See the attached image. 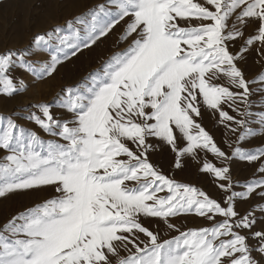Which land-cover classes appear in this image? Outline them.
I'll return each instance as SVG.
<instances>
[{
  "label": "snow or ice",
  "instance_id": "1",
  "mask_svg": "<svg viewBox=\"0 0 264 264\" xmlns=\"http://www.w3.org/2000/svg\"><path fill=\"white\" fill-rule=\"evenodd\" d=\"M107 3L115 12L100 4L67 21V35L60 34L61 26L36 35L34 43L50 53L48 61L26 60L29 53L24 50L0 53V94L11 96L26 87L23 80L19 86L13 82L9 75L13 65L37 80L44 79L125 17L131 20L121 40L136 34L132 43L109 57L101 69L64 90L58 106L71 114L70 119L54 118L48 104L32 105L40 115L32 112L25 119L58 140H43L10 116H0V149L8 153L0 158V197L44 186H54L58 194L0 228V264H111L109 255L118 256L120 247L128 255L119 257L117 264H261L264 230L251 232L257 218L251 211L238 213L235 201L253 193L264 199V162L258 168L260 178L237 185L245 189L240 192L233 190L229 167L203 164L202 171L221 181L218 187L226 194L222 206L205 192L177 183L157 170L148 158L156 146L148 139L155 137L170 145L177 155L176 167L181 155L194 156L197 149L211 151L223 161L239 158L253 163L264 158V147H237L229 157L196 122L202 101L219 112L221 123L231 121L242 129L237 144L264 134V111L250 110L254 105L264 107V97L249 99L253 93L264 92V72L246 80L238 67L248 46L257 41L264 44V0ZM177 18L188 21L189 26H179ZM191 19L199 23L192 26ZM248 19L258 23L257 34L232 53L228 44L243 36ZM221 78L228 86L214 82ZM254 83L262 86L250 88ZM221 104H228L241 119L222 110ZM237 104H243V110ZM253 116L257 119L252 120ZM251 123L259 129L250 128ZM178 139L186 141V146L178 148ZM165 188L167 194L158 195ZM260 211L264 212V206ZM187 213L213 223L162 242L158 233L142 223V218H160L169 229H175L169 218ZM216 216L222 219L215 221ZM237 229L249 230L257 245L250 247L249 237ZM138 233L147 241H140ZM253 252L259 253L260 260Z\"/></svg>",
  "mask_w": 264,
  "mask_h": 264
},
{
  "label": "rangeland",
  "instance_id": "2",
  "mask_svg": "<svg viewBox=\"0 0 264 264\" xmlns=\"http://www.w3.org/2000/svg\"><path fill=\"white\" fill-rule=\"evenodd\" d=\"M194 2L204 3V0H194ZM100 4H105L106 8L113 12L116 10L113 5L107 3V0H0V53L9 50L17 52L24 50L29 53L25 57L26 60L33 62L40 61L41 63L48 61L50 60V53L35 45L34 37L38 34H46L57 26H61L64 29L60 33L61 35H67V21L77 16H84L89 10L95 9ZM208 7L210 10H215L211 6ZM85 19L90 20L91 17L85 16ZM130 20V16L120 20L107 35L101 37L91 47L83 48L75 56H71L68 60L63 61L57 66L56 71L51 76L44 79L37 80L18 65H13L9 70V75L13 79V82L19 86V81L23 80L26 87L25 90L11 96L0 94V116H10L19 126L37 133L43 140H58V137L48 135L34 122L25 119L32 112L40 115L39 109L32 107V105L48 104L51 106L50 111L54 118L70 119L71 114L58 106L64 90L80 84L91 73L101 69L104 62L114 53L123 51L132 43L136 36L135 33L127 39L121 40V36ZM234 20L235 15L229 18V27ZM177 23L181 27L189 26L188 21L181 20L180 18H177ZM190 23L192 26H195L199 22L191 19ZM77 27L81 26L77 25ZM257 28L258 23L253 19H248L247 25L242 29L243 36L229 42V51L232 53L238 52L250 35L257 34L255 31ZM52 43L56 44L57 41H52ZM244 57L242 61L238 62V67L243 71L246 80H252L258 74L264 72V44L258 41L254 42L251 46H248ZM36 66L39 67V64ZM214 82L228 86L227 81L223 78ZM261 86L260 83L249 85L252 89ZM231 90L242 91L237 89ZM261 97H264V92L253 93L249 99L251 101H260ZM236 107L243 110V104H237ZM221 108L236 119H241L237 112H234L228 104H221ZM250 110L252 112H260L264 111V107L258 108L254 105ZM200 111L201 116L196 118V122L201 124L211 135L215 144L229 157H231L233 150L237 147L243 150L264 147V134L248 137L237 144V137L242 129L237 128V125L231 121L221 123L219 112L207 108L202 104V101ZM251 119L256 120L257 117L253 116ZM248 126L259 129V125L256 123H251ZM230 128H237V131L232 132ZM148 142L156 146L155 150L149 152L148 158L157 170L177 183L194 186L205 192L210 198L220 202L222 206H224L226 194L218 187L221 181H218L213 174L202 171L205 162L211 163L216 167H229L234 191H244V188L237 185H243L245 182L254 178L259 179L261 176L258 168L264 162V158L253 163L242 161L239 158L223 161L211 151L197 149L194 156L181 155L180 166L176 167L177 155L170 145L161 142L155 137H149ZM186 144L187 142L182 139H178L177 141L178 148H183ZM129 147L135 148L132 144H129ZM7 154L5 150L0 149V158H3ZM258 191L259 189H257ZM166 194V188L164 191L158 193L161 196ZM56 195L58 194L54 186H44L16 191L7 194L5 197H0V228L18 214ZM260 206H264V199L256 193H253L248 198H240L235 201V210L238 213L244 215L251 211L252 215L257 218L251 232L264 230V212L260 211ZM214 219L215 221H220L222 217L216 216ZM169 222L175 225V229H179V231L169 229L160 218H142L144 226L158 233L161 242L179 235V232L210 227L213 223L194 213L170 217ZM17 223H20V221H17ZM237 231L249 237L247 243L250 247L257 245V240L251 238L249 230L237 229ZM4 234L8 235V233ZM137 235L140 241H147V237L142 233H138ZM140 246L143 247V244ZM128 248L132 252H135V248H132L131 245H128ZM127 255L128 251L120 247L118 248V256L109 255V259L111 260V264H117L119 257H126ZM252 255L260 260L259 253L253 252ZM261 264H264V261H261Z\"/></svg>",
  "mask_w": 264,
  "mask_h": 264
}]
</instances>
